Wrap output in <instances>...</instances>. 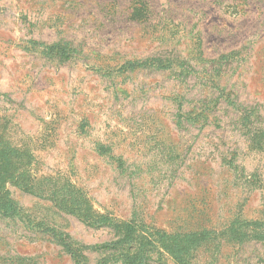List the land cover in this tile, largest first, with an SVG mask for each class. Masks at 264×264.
<instances>
[{
	"label": "rangeland",
	"instance_id": "1",
	"mask_svg": "<svg viewBox=\"0 0 264 264\" xmlns=\"http://www.w3.org/2000/svg\"><path fill=\"white\" fill-rule=\"evenodd\" d=\"M0 264H264V0H0Z\"/></svg>",
	"mask_w": 264,
	"mask_h": 264
},
{
	"label": "trees",
	"instance_id": "2",
	"mask_svg": "<svg viewBox=\"0 0 264 264\" xmlns=\"http://www.w3.org/2000/svg\"><path fill=\"white\" fill-rule=\"evenodd\" d=\"M168 64H172V62H168ZM125 228L131 230L132 229V226L126 225Z\"/></svg>",
	"mask_w": 264,
	"mask_h": 264
}]
</instances>
